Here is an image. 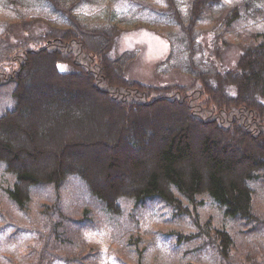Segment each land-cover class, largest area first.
<instances>
[{
	"label": "trees",
	"instance_id": "1",
	"mask_svg": "<svg viewBox=\"0 0 264 264\" xmlns=\"http://www.w3.org/2000/svg\"><path fill=\"white\" fill-rule=\"evenodd\" d=\"M2 1L19 13L21 6L35 9L29 18L18 14L20 33L14 38H2L10 28L0 27V84L9 87L12 104L0 114V164L14 175L5 190L27 214L36 193L32 189L49 192L41 201L44 223L39 238L26 245L18 259L8 256L9 262L101 264V248L86 247L87 239L73 244L76 236L69 232L94 224L87 223L91 221L87 211L75 218L58 205L71 179L84 183L113 213L126 200L142 203L151 197L182 210L180 197L192 201L205 193L240 222L242 236L263 241H257L259 247L252 241L245 251L235 234L216 228L186 239L207 251L216 264H264L259 258H264V208L252 186L256 179L264 193V0H258L260 6L233 4L224 17L214 16L221 0H164L161 8L150 13L154 23L160 18L172 20L183 36V44L168 59H174L171 66L176 68L177 51L188 54L193 85H151L129 78L126 70L134 53L112 55L124 28L111 20L83 19L79 10L91 0H56L58 5L54 0ZM251 9L250 15L262 23L254 33L245 29L242 20ZM209 19L222 24L213 39L220 41L215 46H221L220 51L228 42L227 34L241 39V52L232 68L211 64L201 69L192 60L202 46L197 42L198 24ZM70 44L78 50L76 60ZM45 71L49 76L43 75ZM47 107L56 108L48 114ZM33 113L36 120L22 126L20 121ZM58 114L57 128L51 127ZM193 130L198 136H193ZM41 136L52 137V143L55 139L52 150L39 145H45L39 141ZM77 140L105 148L100 164L93 158L76 161L80 151L68 150L80 144ZM18 142L23 144L16 147ZM46 156L50 162L39 163ZM117 173L129 183L124 184V177L113 179ZM99 175L102 181L97 180ZM58 213L66 215L65 223H52Z\"/></svg>",
	"mask_w": 264,
	"mask_h": 264
},
{
	"label": "rangeland",
	"instance_id": "2",
	"mask_svg": "<svg viewBox=\"0 0 264 264\" xmlns=\"http://www.w3.org/2000/svg\"><path fill=\"white\" fill-rule=\"evenodd\" d=\"M2 3L4 2L2 1ZM2 3L0 2V27L8 26L10 30L6 36L1 35L3 32L0 30V35L2 38H14L20 33V25H18L20 16L18 14L22 13L24 18H29L35 9L21 6V13H19ZM239 3H245L248 5L247 7L262 5L258 0L257 3L256 0H221L220 5L214 11V16L220 14L224 17L230 6ZM163 4H165L164 0H91V2H86L79 12L81 17L89 22L111 20L124 28L123 34L118 38L117 44L112 50V55L126 50L134 53V59L126 70L129 78L151 85L176 83L193 85V77L187 70L188 54L180 55L177 51L175 62L179 64L176 68L171 66L174 59H168L172 50H177L179 45L183 44V36L178 35L172 20L167 19L166 21V19L160 18V22L155 23L150 20L154 18L150 13L161 8ZM141 6L144 7L142 11L139 10ZM251 12H253L252 9L248 15H243L242 20L245 29L254 33L262 29V23L256 21L250 15ZM197 28L200 33L197 42L202 45L201 51L196 52L192 59L197 67L205 69L211 64L224 68L234 67L241 52L238 46L241 39L235 35L227 34L228 42L224 44L225 48L220 51L221 46L215 47L220 41L213 39L219 36L222 24L216 23L214 19H209L199 23ZM168 32H172V40H169ZM59 67L65 68L63 65ZM39 74L42 76L40 72ZM43 75L49 76V72L45 71ZM39 82L45 83L40 80ZM8 89L9 87L0 84V114L12 105L7 93ZM55 108L47 107L46 110L49 114ZM34 114L26 117V120L20 121L21 125L27 127L26 123L36 120ZM62 115L64 114L62 113ZM59 116L61 114L57 115L54 124L50 123L51 127L57 128L56 125L60 122ZM193 133V136H198V132L195 130ZM74 135L77 136L75 133ZM39 141L45 143V145H39L44 146L47 151L53 149L51 145L54 144L55 139L52 143V137L41 136ZM59 141L60 139L57 144ZM75 142L80 144L69 149L68 152L80 151L76 156V161L88 158L90 161L93 158V163L100 164L103 156L107 154L105 148L100 147L99 144L86 146V143L81 141ZM21 144L23 142L16 143V147ZM23 156L24 160L30 163L29 159L25 155ZM125 156L123 151L121 157L125 158ZM143 157L145 156L142 155ZM48 159L46 156L38 161L43 164ZM125 166L128 165L125 164ZM127 172L129 173V171ZM113 176V179L124 177V184L129 183L124 174L120 176L117 173ZM13 180L14 175L0 164V264H11L8 256L18 259L23 248L39 238L44 223L41 218V201L45 193H49L46 191L47 189L34 187L32 191L36 193L32 197L29 214H27L20 210L6 194L5 189L9 184H12ZM97 180L102 181V176L99 175ZM83 184L77 180L67 181L62 192L63 200L60 199L58 205H61L63 211L67 208L68 215L72 217L74 215L75 218L87 211L91 220L87 223L94 224L80 230L74 228L69 232L76 236L73 244L87 239L86 247H100L102 250L101 264H216L213 256L198 247V244L192 243V240L186 239L194 237V235H204L213 228L227 230L235 234L237 241L241 242L242 249L245 251H248L252 241L256 247H259L257 241H263L260 238L242 236L240 232L243 227L240 222L227 216L224 213V208L205 193L196 195L192 201L179 196L182 210L175 209L171 204L157 197H151L146 198L142 203H135L133 199L126 200L120 204V210L113 213L107 211L105 206L88 192ZM252 186L254 196H258L260 206L264 208V193L260 190L259 182L256 179L253 180ZM91 217L93 218L91 219ZM65 222L66 215L64 213H58L52 219V223ZM51 226L53 228L60 227V225ZM133 237L136 240H133ZM51 243L52 239L49 240L48 247ZM257 260L259 259L257 258Z\"/></svg>",
	"mask_w": 264,
	"mask_h": 264
},
{
	"label": "bare ground",
	"instance_id": "3",
	"mask_svg": "<svg viewBox=\"0 0 264 264\" xmlns=\"http://www.w3.org/2000/svg\"><path fill=\"white\" fill-rule=\"evenodd\" d=\"M48 2H49V0H48ZM57 2H58V1H57ZM54 3H56V0H54ZM56 4H57V3H56ZM54 5H55V4H54ZM57 5H58V4H57ZM203 13H204V15H205V12H203ZM22 19H23V18H22ZM23 21H24V20H23ZM26 21H27V20H26ZM19 23H20V22H19ZM19 23H18V24H19ZM25 23H26V22H25ZM10 24H12V23H10ZM14 27H15V26H14ZM17 28H18V27H17ZM18 29H19V28H18ZM62 30H63V29H62ZM62 30H61V32H62ZM63 31H64V30H63ZM65 31H66V30H65ZM75 31H77V30H75ZM61 32H60V33H61ZM69 32H70V31H69ZM77 32H78V31H77ZM62 33H63V32H62ZM74 33H75V32H74ZM66 34H67V33H66ZM60 35H61V34H60ZM68 35H70V34H67L66 36H68ZM74 35H75V34H74ZM76 35H77V34H76ZM70 36H72V35H70ZM77 36H78V35H77ZM77 36H75V37H77ZM62 37H63V36H62ZM62 37H61V38H62ZM63 38H64V37H63ZM66 38H67V37H66ZM68 38H69V37H68ZM72 39H73V38H72ZM72 39H71V40H72ZM61 40H62V42H63V39H61ZM65 40H66V39H65ZM69 40H70V39H69ZM75 40H76V38H75ZM67 41H68V39H67ZM67 41H66V42H67ZM72 41H73V40H72ZM72 41H71V42H72ZM77 41H78V38H77ZM62 42H61V43H62ZM69 42H70V41H69ZM62 44H64V43H62ZM72 44H75V42H74V43L72 42ZM64 45H65V44H64ZM64 45H63V46H64ZM70 45H71V44H70ZM70 45L68 46L69 48H70ZM66 46H67V45H66ZM75 46H76V44H75ZM75 46H74V47H75ZM77 46H79V45H77ZM77 46H76V48H77ZM61 47H62V46H61ZM63 48H64V50H65V47H62V49H63ZM71 48H72V51H73V47H72V45H71ZM78 49H79L80 52H81V48L79 47ZM66 50H67V47H66ZM66 50H65V51H66ZM69 50H70V49H69ZM75 50H76V52L78 51L77 49H74V51H75ZM74 51H73V54L71 53V55H73V57H74ZM69 52H70V51H69ZM76 52H75V54H76ZM80 52H79V53H80ZM79 55L81 56V54H79ZM79 55L77 54V57H78ZM73 57H72V58H73ZM75 57H76V56H75ZM75 57H74V59H75ZM78 59H79V57H78ZM78 59H77V60H78ZM75 60H76V59H75ZM204 110H205V109H204ZM207 111H209V110H207Z\"/></svg>",
	"mask_w": 264,
	"mask_h": 264
}]
</instances>
